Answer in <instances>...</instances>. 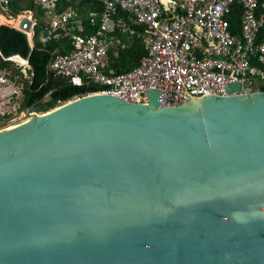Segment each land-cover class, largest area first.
Segmentation results:
<instances>
[{
  "label": "water",
  "instance_id": "1",
  "mask_svg": "<svg viewBox=\"0 0 264 264\" xmlns=\"http://www.w3.org/2000/svg\"><path fill=\"white\" fill-rule=\"evenodd\" d=\"M148 95L0 131V264H264V92Z\"/></svg>",
  "mask_w": 264,
  "mask_h": 264
},
{
  "label": "built area",
  "instance_id": "2",
  "mask_svg": "<svg viewBox=\"0 0 264 264\" xmlns=\"http://www.w3.org/2000/svg\"><path fill=\"white\" fill-rule=\"evenodd\" d=\"M37 2L47 16L43 40L67 38L72 48L68 54L57 53L50 69L77 86L103 87L88 95H113L128 102L149 104L148 92L159 90L164 93V105L178 106L203 94L250 95L264 88V0H98L103 13L90 17L92 26L99 22L94 35L83 34L86 19H79L77 9L71 7L60 12L61 0ZM0 10L16 19L10 15L9 0H0ZM121 11L146 27L139 36L147 54L136 68L118 73L111 67L110 51L121 43L113 34V21ZM238 13L242 16L239 25L231 21V16ZM26 15L18 16L23 18L20 27L9 26L25 33L24 19H31L34 32L28 36L34 39L37 22ZM120 28L124 32L130 30L126 23ZM118 56L116 53L115 57ZM4 59H21L24 67L19 68L28 77V59L21 56ZM3 72H0V116L10 119L14 110L25 114L29 109H21L23 85H20L23 90L20 87L13 93L2 92L11 81L17 85ZM234 83H241L242 88L230 93L228 87Z\"/></svg>",
  "mask_w": 264,
  "mask_h": 264
},
{
  "label": "trees",
  "instance_id": "3",
  "mask_svg": "<svg viewBox=\"0 0 264 264\" xmlns=\"http://www.w3.org/2000/svg\"><path fill=\"white\" fill-rule=\"evenodd\" d=\"M10 15L15 18L24 11L33 12L37 22L35 26L34 46H32L29 36L11 26H4L0 32V48L6 58L21 56L28 59L30 69H28V77L22 71V68H15L12 61L5 60L0 57V72H10L12 80L17 84L24 86V100L22 110L38 107L42 110H50L57 106L63 105L70 100L79 96H85L89 93H97L103 89L97 84L85 86H77L70 83L69 80L56 71L50 69V63L53 61L57 53L68 54L72 48L67 38H55L44 41L46 36V12L43 11L37 0H9ZM78 10L79 19L85 20V35H94L99 28V22L96 27L92 26L90 17L93 13L102 14L103 6L98 0H61L60 12H64L69 8ZM120 16L127 24L138 33H145L146 27L137 22V20L127 12L121 11ZM23 18L17 22L18 26ZM241 13L231 16V21L239 25L241 23ZM115 35H118L125 49H120V56L114 58L117 49L114 47L110 51L111 67L118 73L130 71L139 66L141 60L147 54L146 46L142 38L131 33H123L116 29ZM53 73L55 75L53 76ZM264 92V88L262 89ZM0 116V128L2 127ZM7 122H5L6 124ZM4 124V125H5ZM3 125V126H4Z\"/></svg>",
  "mask_w": 264,
  "mask_h": 264
},
{
  "label": "rangeland",
  "instance_id": "4",
  "mask_svg": "<svg viewBox=\"0 0 264 264\" xmlns=\"http://www.w3.org/2000/svg\"><path fill=\"white\" fill-rule=\"evenodd\" d=\"M20 16H23V15H20ZM26 16L27 17H32L33 20H35L33 13H29L28 12V14ZM18 18H20V17H16V19H14V20H17ZM7 19L12 20V19H10V17H8V15H5L2 12V10H0V25L6 24V25H11L12 26V23L17 24V21L11 22V21H8ZM32 41H33V39H32ZM12 62L14 63L15 68H17V67H22L23 68L24 67L23 65H21V63H23V61L21 59L14 60ZM3 73H5V74L7 73L8 75H10V72H5L4 71ZM20 87H21L20 85H18V84L17 85H14L12 83V81H11L9 88L8 89H3L2 92L3 93H6V92L13 93V91H15V90H20ZM31 112H33L34 115L37 112L40 113V114H43L45 112V109L44 110H41V111L32 110ZM29 113H30V111H28V110L26 111L25 114H23L22 112L16 113L15 110H14V112H12V118H10V119H5L4 118V119L1 120V122H2L3 125L5 124V122H7V123L4 126L2 125V127L0 128V131L4 132L7 129L13 127V126H17V125L23 123L24 121H26L27 119H29L30 117H32V116H30ZM13 117H17V119L14 120Z\"/></svg>",
  "mask_w": 264,
  "mask_h": 264
},
{
  "label": "crops",
  "instance_id": "5",
  "mask_svg": "<svg viewBox=\"0 0 264 264\" xmlns=\"http://www.w3.org/2000/svg\"><path fill=\"white\" fill-rule=\"evenodd\" d=\"M129 15H130V14H129ZM7 20L10 21L9 19H7ZM121 21H123L124 23L121 22ZM125 23L127 24V22H126V21L120 16V14H119V16H116V17H115V20L113 21V25H114V28H115V31H114L113 34L115 35L116 29H119L120 27L123 28V24H125ZM127 25H128V24H127ZM0 26H1V25H0ZM119 26H120V27H119ZM128 26H129V25H128ZM118 27H119V28H118ZM129 28H130L129 31H126V32L122 31V32L125 33V34H126V33H131L132 35H138V36H139V34H141V33H138L136 30H135V31H136L137 33H136V34H133V33H132V30H133V29H132L130 26H129ZM120 29H121V28H120ZM120 29H119V30H120ZM115 36H117V37L119 38L118 35H115ZM139 37H140V36H139ZM119 39H120V38H119ZM120 41H121V39L119 40V42H120ZM126 46H127V45H126V44H123L122 41H121V43H116L114 47L117 49V51L114 53V58H118V57L120 56V49H121V48H122V49H125ZM114 47H113V48H114ZM116 53H119V56H118V57H115V54H116Z\"/></svg>",
  "mask_w": 264,
  "mask_h": 264
},
{
  "label": "bare ground",
  "instance_id": "6",
  "mask_svg": "<svg viewBox=\"0 0 264 264\" xmlns=\"http://www.w3.org/2000/svg\"><path fill=\"white\" fill-rule=\"evenodd\" d=\"M20 19H21V17L20 18H18L17 20H14V19H12V20H10L11 22H14V21H17V22H19L20 21ZM12 25H15L16 27H20V23H19V26H18V24H14V23H12ZM15 59V58H14ZM253 95H255V94H253ZM193 101V100H192ZM192 101H190V102H192ZM190 102H188V103H190ZM188 103H186V104H188ZM186 104H184V105H186ZM151 106V105H150ZM183 106V105H182ZM180 107V106H179ZM168 108H174V107H169L168 106ZM34 115V113L32 112V113H30V116H33ZM13 127H15V126H13ZM13 127H11V128H13ZM11 128H9V129H11ZM9 129H7V130H9ZM6 130V131H7ZM6 131H4V132H6Z\"/></svg>",
  "mask_w": 264,
  "mask_h": 264
},
{
  "label": "flooded vegetation",
  "instance_id": "7",
  "mask_svg": "<svg viewBox=\"0 0 264 264\" xmlns=\"http://www.w3.org/2000/svg\"><path fill=\"white\" fill-rule=\"evenodd\" d=\"M1 72H3V71H1ZM21 88H22V90H23V87L21 86ZM24 91V90H23Z\"/></svg>",
  "mask_w": 264,
  "mask_h": 264
}]
</instances>
